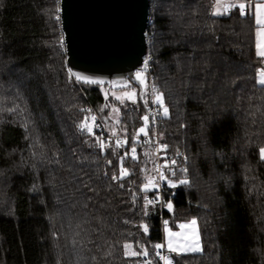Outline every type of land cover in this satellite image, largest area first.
I'll use <instances>...</instances> for the list:
<instances>
[{
  "label": "trees",
  "instance_id": "trees-1",
  "mask_svg": "<svg viewBox=\"0 0 264 264\" xmlns=\"http://www.w3.org/2000/svg\"><path fill=\"white\" fill-rule=\"evenodd\" d=\"M149 2L146 63L169 110L163 116L158 104L155 132L175 161L162 195L145 189L156 159L133 139L146 96L120 105L107 87L70 75L61 0H0V264H164L155 245L165 221L191 219L202 252L171 255L172 264H264L263 59L253 15L236 4L215 16L217 0ZM86 107L107 134L80 131L91 123ZM97 137L110 146L101 150ZM126 152L130 174L113 181ZM125 244L148 254L128 256Z\"/></svg>",
  "mask_w": 264,
  "mask_h": 264
},
{
  "label": "water",
  "instance_id": "water-1",
  "mask_svg": "<svg viewBox=\"0 0 264 264\" xmlns=\"http://www.w3.org/2000/svg\"><path fill=\"white\" fill-rule=\"evenodd\" d=\"M149 0H61L60 20L67 66L102 83L108 93L131 86L142 98L147 75L142 72L148 54ZM142 72L144 83L136 79Z\"/></svg>",
  "mask_w": 264,
  "mask_h": 264
},
{
  "label": "built area",
  "instance_id": "built-area-1",
  "mask_svg": "<svg viewBox=\"0 0 264 264\" xmlns=\"http://www.w3.org/2000/svg\"><path fill=\"white\" fill-rule=\"evenodd\" d=\"M146 62V58H145ZM144 62L145 68L142 70L143 73L147 75V90H146V98H147V105H146V116L149 117L148 127L146 128V132L148 133L147 136H139L134 135L135 140H143L147 146H149L152 151L153 155L156 159L155 165V177L153 183L156 184L159 188V194H161L162 188L164 187L165 183L168 181V173L170 170L175 166L172 163L170 155L168 154V147L165 149L162 146L165 145L159 138V134L155 132V128L158 124V104L154 103L156 96L159 94V88L151 76V70L147 63ZM155 88V91H153ZM86 112L89 113V119L91 123H93V134H107L106 122L102 119L97 113L91 111L88 107L84 109ZM93 117L95 118L93 120ZM145 126V121L143 120L142 127ZM133 136V137H134ZM124 137H120L119 140L124 142ZM180 156V155H179ZM161 176L164 178L162 179ZM162 195V194H161ZM164 256L163 254H161Z\"/></svg>",
  "mask_w": 264,
  "mask_h": 264
},
{
  "label": "snow or ice",
  "instance_id": "snow-or-ice-1",
  "mask_svg": "<svg viewBox=\"0 0 264 264\" xmlns=\"http://www.w3.org/2000/svg\"><path fill=\"white\" fill-rule=\"evenodd\" d=\"M217 3L219 4V3H220V0H217ZM238 7H239V9H240V13H241V15H244V14H245V11H244V10H245L246 5L243 4V3H241V4L238 5ZM257 8H258V9H259V8H264V4H262V5H257ZM216 14H220V13H216ZM257 23H258V24L261 23L259 17L257 18ZM258 37H259V31H258ZM261 49H262V45H261V43H260V41H259V39H258V42H257V56L264 57V50H261ZM145 63H146V62H145ZM70 75H75V76H76V79H77L78 81H79V80H83V81L86 82V83H102L101 81L91 80V79L88 78V77H82V76H80L79 74H72V73H70ZM136 79L139 80L141 84L144 83L143 76H142V72H137V73H136ZM258 83H259L260 85H264V78L259 79V80H258ZM153 91H155V88H153ZM126 95H127V94H126ZM134 95H135V92H133L132 96H129V99H132ZM117 98L119 99V97H117ZM134 102H135V101H134ZM154 103L159 104L160 107L163 109V116L167 117V116L169 115V110H168V108L164 105L163 94H162V93H160V94H158V95L156 96V99H155ZM94 119H95V118L93 117V120H94ZM143 119H144V121H145V126L142 127V128H140L139 131H138V133H137L136 135H139V133H144L145 136L148 135V133L146 132V128L148 127L149 117H148V116H144ZM78 128L80 129L81 132H84V131L86 130L89 134H93V128H92V126H89V125L87 124L86 121L81 122V124L78 125ZM133 139L135 140V136L133 137ZM97 143L99 144L101 150H103V149H104L105 147H107V146H110V145H106V144H105V143H104L99 137H97ZM123 143H127V141H124ZM116 144H117V146H123V145H122V142H121L119 139L116 140ZM162 147L166 149V148H167V145H163ZM131 153H132V159H133V160L137 159V157H136V155H135V153H136V148H135V147H132V148H131ZM127 155H128V153L126 152V153L124 154V156H122V157L120 158V174L117 175L116 173H113L112 176H111V179H112L113 181L121 180V179L125 178L127 175L130 174V173H129V170H128L127 168H124V167H123V161H124V158H125ZM259 155H260V159H261L262 161H264V147H261V148L259 149ZM108 163L111 164V161H109ZM172 163L175 164V161H172ZM183 171L186 172L187 169H184ZM161 178L163 179L164 177L161 176ZM169 183H171V181H170ZM180 183H182V184H187V183H189V182L185 179V180L180 181ZM173 186H175V185H173ZM121 187H123V185H121ZM147 187H148V185H145V189H147ZM146 202H147L148 204L153 203V201H150V200H148V201H146ZM171 207H172V205H171V203H169V204H168V208H169L170 210H171ZM191 223H192L193 225H195V224H196V221L193 220V221H191ZM165 224L167 225V221H165ZM180 227H185V226H184V225H180ZM143 228H144V232L147 233V231H148L147 226L144 225ZM166 230H167V229H166ZM198 239H199V237H198V235H197V240H198ZM129 247H130V245H128V244H125V245H124V248H126V249L129 248ZM163 247H164L163 244H157V245H155V248H157V249H161V248H163ZM168 247H169V251H177V249L174 248V247L172 246V241H168ZM192 250H193V251H200L201 249H200V247H199V244H197L196 247H194ZM141 254L146 256V255L148 254V253H147V250L145 249L142 253H136V252H133V253H132V255H134V256H135V255H141ZM156 255H157V256H160L161 260L165 261V264H172L171 260H170L168 257L162 256L159 252H157ZM147 264H151V262L149 261V262H147Z\"/></svg>",
  "mask_w": 264,
  "mask_h": 264
},
{
  "label": "rangeland",
  "instance_id": "rangeland-1",
  "mask_svg": "<svg viewBox=\"0 0 264 264\" xmlns=\"http://www.w3.org/2000/svg\"><path fill=\"white\" fill-rule=\"evenodd\" d=\"M64 34V33H63ZM148 41V38H147ZM149 47V44H148ZM108 92V91H107ZM133 92H135V95L132 99H129V96H132ZM127 94V95H126ZM113 98L121 105L125 103L126 101L130 103H136L138 102V93L133 88H126L122 90H116L112 91ZM119 97V99L117 98ZM135 101V102H134ZM119 106L113 105L111 108V112L108 114V116L112 119L113 123L119 120L120 113H119ZM89 126L93 127V123H90ZM142 128V127H141ZM144 133H139V136H143ZM159 187L152 182L148 184L147 189L148 190H156ZM195 220L196 224L193 225L191 221ZM180 225H184L185 227H180ZM167 229V230H166ZM163 244L164 247L159 249L163 252V255L165 257H168L171 260V255L177 254H195V253H201L202 252V242H201V235L200 230L198 227V222L196 219H191L185 222L178 223L177 226L174 228L171 224L167 223V225H164V231H163ZM197 235L199 239L197 240ZM168 241H172V246L177 249V251H169L168 247ZM199 244L200 251H193L192 249L196 247V245ZM129 245V244H128ZM126 254L128 256H133L132 253L135 252L134 249L130 246L129 248H125ZM165 264V261H163Z\"/></svg>",
  "mask_w": 264,
  "mask_h": 264
},
{
  "label": "crops",
  "instance_id": "crops-1",
  "mask_svg": "<svg viewBox=\"0 0 264 264\" xmlns=\"http://www.w3.org/2000/svg\"><path fill=\"white\" fill-rule=\"evenodd\" d=\"M245 4V12L251 13L253 15L255 25L257 27L256 30V49H257V42L258 39L262 45V49L264 50V8H257V5L264 4V0H220V3H216L213 8V14L215 16H224L228 14L233 7V5H239V4ZM220 13V14H216ZM259 17L261 23H257V18ZM258 31H259V37H258ZM261 57V56H260ZM263 59V68L258 74L257 81L261 78H264V57H261ZM259 84V83H258ZM260 85V84H259ZM263 86L264 85H260Z\"/></svg>",
  "mask_w": 264,
  "mask_h": 264
},
{
  "label": "flooded vegetation",
  "instance_id": "flooded-vegetation-1",
  "mask_svg": "<svg viewBox=\"0 0 264 264\" xmlns=\"http://www.w3.org/2000/svg\"><path fill=\"white\" fill-rule=\"evenodd\" d=\"M146 83H147V80H145V85H144V92H143V95H142V97L144 98V96H146V90H147V85H146ZM129 88H133L134 90H136L137 91V93H138V96H139V94H140V89H139V87H137V86H131V87H129Z\"/></svg>",
  "mask_w": 264,
  "mask_h": 264
}]
</instances>
